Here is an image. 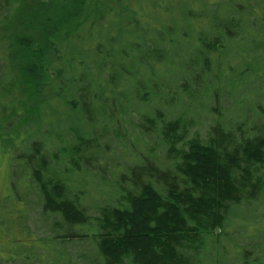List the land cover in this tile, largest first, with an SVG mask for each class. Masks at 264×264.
Returning <instances> with one entry per match:
<instances>
[{"label":"rangeland","instance_id":"rangeland-1","mask_svg":"<svg viewBox=\"0 0 264 264\" xmlns=\"http://www.w3.org/2000/svg\"><path fill=\"white\" fill-rule=\"evenodd\" d=\"M190 1L193 9L206 11L209 17L214 15L216 6H226L234 10L235 16L246 17L248 20L241 25L247 28V34L252 26L259 29L253 34L261 40V47L251 38L241 41L242 34L235 37L234 47L230 46L229 51L219 46L216 55L211 53L216 58H208L207 64L204 58H192L193 51H189V58L167 57L169 62L173 61L167 65L147 55L154 50L164 56L161 51L171 50L172 55L179 56L187 49L185 44H169L164 30L167 23L182 19L197 31L200 22L198 17L188 16L189 0H110L107 2L112 8L102 9L99 0L86 15H80L75 27L81 31L82 38L76 39L73 34L69 49L73 47L77 52L81 43L89 47V42L97 38V30H103L111 31L100 39L105 40L104 48L111 45L110 51H119L120 43L127 39L120 34L123 28L139 30L144 44L133 46L134 58H104L102 68L99 67L100 78L110 82L119 75L123 77L115 91H105L106 96L102 97L96 90L97 82L77 79L68 87L69 93L62 91L60 98L52 99L49 104L43 102L41 107L46 113L42 119L32 111L22 116L26 107L21 106L19 114L0 126V140L6 138L5 143L0 141V264H106L95 235L98 228L94 217L121 198L120 181L123 184L128 181L127 177L120 179L122 173L127 175L135 166L147 162L160 168L173 164V159L165 157L161 121L179 119L187 124V136L174 150L187 148V142L193 138L207 141L215 128L233 132L237 142L262 132L264 30H260L261 20L253 14L256 12L264 18V0H230V5H226L228 0ZM214 12L217 19L223 14L219 9ZM138 18L139 25L134 23H138ZM109 37L117 38L120 43L110 44ZM225 37L229 38L224 36V40ZM194 38L185 40L191 42ZM3 52L5 48L0 42V76ZM100 59L89 61L95 64ZM5 85L0 82V124L4 114L11 112L8 107L3 111L4 104L11 99L3 91ZM82 89L92 90L91 96H85L87 113L80 108ZM70 100L75 102L78 116H73ZM27 120L37 122L25 125ZM80 139L94 142L98 147L92 151L79 148V153L74 155L79 161L77 165L69 153L62 151L71 150ZM34 142L49 156L46 165L49 172L43 171L42 177L52 176L55 182L64 185L66 196L78 200L82 206L88 217L86 223L69 225L60 213L45 207L36 169L23 157L31 152ZM197 252L196 263L192 264H264V192L256 199L232 206L224 229L216 228L205 234Z\"/></svg>","mask_w":264,"mask_h":264},{"label":"trees","instance_id":"trees-1","mask_svg":"<svg viewBox=\"0 0 264 264\" xmlns=\"http://www.w3.org/2000/svg\"><path fill=\"white\" fill-rule=\"evenodd\" d=\"M107 1L110 0H102L103 5L100 4L99 9L112 8ZM98 3L99 0H0V42L5 48L0 82L6 83L3 91H7L11 97L10 102L3 107L4 112L7 107L11 112L4 114L0 126L6 125L19 114L18 108L21 106L26 107L22 116L32 111L36 117L40 114L42 119L46 113L41 107L43 102L49 104L52 99L60 98L62 91L69 93L68 87L75 84L77 79L89 78L97 82L96 90L102 97L106 96L105 91L111 93L120 87L123 80L121 75L109 82L100 78L102 72L99 67L102 68L104 58H134V47L144 44L139 30L120 29V34L127 38L124 43L109 37L110 44L120 43L119 51H110L111 45L104 48L105 40L100 39L111 31L103 30H97V38L89 42V47L81 43L77 52L73 47L69 49L73 34H76V39L82 38L81 31L75 27L80 15H86ZM229 3L230 0L226 5ZM210 4L214 6L216 3ZM215 8L214 11L219 9L223 13L219 19L214 11V15L209 17L208 12L193 9L189 0L188 16L190 19L198 17L200 22L197 31L192 29L190 22L183 23L182 19L167 23L164 30L169 44H185L187 49L179 56L172 55L171 50H166L169 56L165 50L161 51L164 56L154 50L147 56L161 59L169 65L173 61L169 62L167 57L189 58L188 52L193 51L192 58L199 56L198 60L204 58L207 64L208 58H216L219 46L229 51L234 47L235 37L242 34L241 41L251 38L261 47V40L253 34L259 31L257 27L249 23L252 27L247 31L249 34L245 33L247 28L241 24L248 20L246 17L237 15V18L234 10L226 9V6H221L225 11L217 6ZM253 15L259 17L262 24L260 30H264L263 16L256 12ZM136 20L138 23H134L139 25L140 18ZM224 36H228L225 40L230 41L222 43L225 41ZM190 37L195 38L191 42L185 40ZM213 52L215 55L211 56ZM92 58L101 59L92 64L89 61ZM104 69H107L106 66ZM109 83L114 86L111 87ZM91 91L80 90L82 112H88L85 96H91ZM73 97L70 99L73 100ZM72 100L69 101L74 109L72 114L78 116ZM33 122L37 121L27 120L25 125ZM161 123L165 157L173 159V164L160 168L147 162L135 166L127 175L122 173L120 179L127 177L128 181L126 184L120 181L121 198L117 204L103 208L94 217L98 228L95 235L106 264H126L128 261L129 264L196 263L197 248L202 244L205 234L216 228L224 229L232 206L256 199L264 192V127L262 132L243 137L238 142L233 132L215 128L207 141L193 138L187 142V148L174 150L178 142L187 136V124L179 119ZM5 139L1 138L0 141ZM38 145L34 142L31 152L23 157L33 170L36 169L45 207L60 213L69 225L86 223L88 217L82 206L78 200L66 196L64 185L60 181L55 182L52 176L42 177L43 171L49 172L46 166L49 156L41 152ZM96 147L94 142L80 139L78 145L71 147V150L63 149L62 152L69 153L72 162L78 165L79 161L74 155L79 153V148L92 151ZM92 154L90 152V156Z\"/></svg>","mask_w":264,"mask_h":264}]
</instances>
